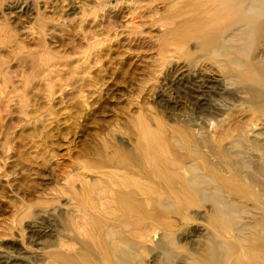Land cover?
Returning <instances> with one entry per match:
<instances>
[{
    "label": "rangeland",
    "instance_id": "1",
    "mask_svg": "<svg viewBox=\"0 0 264 264\" xmlns=\"http://www.w3.org/2000/svg\"><path fill=\"white\" fill-rule=\"evenodd\" d=\"M125 1L0 0V264H54L84 198L114 210L93 196L111 188L129 208L140 187L149 237L113 233L124 264H257L242 250L264 246L262 99L222 66L175 73L147 49L156 18L117 44Z\"/></svg>",
    "mask_w": 264,
    "mask_h": 264
},
{
    "label": "bare ground",
    "instance_id": "2",
    "mask_svg": "<svg viewBox=\"0 0 264 264\" xmlns=\"http://www.w3.org/2000/svg\"><path fill=\"white\" fill-rule=\"evenodd\" d=\"M125 3L126 23L131 33L117 37L115 40L117 44L129 41L144 20L156 18L154 23L159 29L160 37L157 40L148 38L147 49L155 50V55L167 62L169 68L174 67V72H178L181 77L207 74L210 73L209 68L222 66L221 71L230 74L232 79L257 90L258 97L262 99L259 100L262 103L258 106L259 113L264 116V0H167L162 2L161 8L155 6V3L141 0H126ZM133 41H136V37H133ZM213 76L216 77V74ZM144 126L147 124L144 123ZM145 158L142 153L137 159L144 163ZM127 172L129 176L132 175L128 170ZM111 175L104 174L108 183H113L111 180L114 178ZM129 178L131 187L137 186L135 187L137 190L139 187L135 178L132 176ZM162 179L165 182V178ZM118 181L117 179L116 186ZM158 181L161 182L160 179ZM151 188L153 189L152 186ZM132 190L125 194L130 203L129 208L123 203L121 199L123 197L111 188H104L93 196L100 202L102 197L105 199L106 196L109 202L115 204L114 210H109L103 202L97 205L95 201H89L90 196L81 201V206L74 200L77 207H74V216L70 214L66 229L67 233L75 238V243H60L59 249L50 253V261L54 264H124V254L119 253V249L125 242L117 239L113 233L122 229L139 244H144L145 238L149 237V230L146 227V220L149 218L147 219L144 209H147L148 203L145 201L143 205L138 202L139 199H145L144 195L149 192L144 194L141 187L138 192ZM86 191L84 186L81 196L73 195L78 196L76 200L80 202ZM165 198L162 199H168ZM172 198L175 200V196ZM135 229L142 230L144 234L133 236L132 231ZM76 243L80 248H77ZM242 252H247L250 255L248 259L253 263L264 264V260L257 255L264 252V246L252 247ZM237 254L241 256L240 252ZM233 262L231 264H241Z\"/></svg>",
    "mask_w": 264,
    "mask_h": 264
}]
</instances>
